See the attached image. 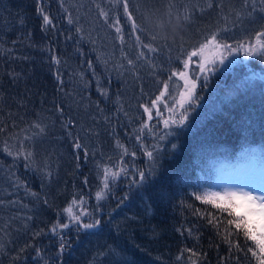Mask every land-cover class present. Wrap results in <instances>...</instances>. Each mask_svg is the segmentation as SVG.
<instances>
[{
    "label": "trees",
    "instance_id": "trees-1",
    "mask_svg": "<svg viewBox=\"0 0 264 264\" xmlns=\"http://www.w3.org/2000/svg\"><path fill=\"white\" fill-rule=\"evenodd\" d=\"M124 2L0 0V264H258L233 217L192 193L264 157V57L221 48L204 71L201 57L184 60L213 33L254 41L264 3L126 0L144 29L137 43ZM176 17L179 37L164 38ZM157 97L149 120L142 105ZM67 208L100 226L77 231ZM59 223L69 228L52 232Z\"/></svg>",
    "mask_w": 264,
    "mask_h": 264
},
{
    "label": "snow or ice",
    "instance_id": "snow-or-ice-1",
    "mask_svg": "<svg viewBox=\"0 0 264 264\" xmlns=\"http://www.w3.org/2000/svg\"><path fill=\"white\" fill-rule=\"evenodd\" d=\"M262 3H264V0H261ZM123 7L125 9V12L128 15V19L132 22V31L133 33H136V41L137 43H142L141 37L139 35V32L144 31L140 25L137 24L136 20L133 18L132 14L128 12V3H123ZM38 11L43 14V9L39 8ZM139 11V9H137ZM102 16H107V13L103 12L101 10L100 13ZM43 19L45 21V24H51V20L49 19L48 15H44ZM187 19V17H185ZM69 23H72V19L69 16ZM117 32H120V29H116ZM121 40H123V37H120ZM152 39H155V37H152ZM144 48H147L150 52L156 51L154 47H152L150 44H143ZM224 49L229 52V54H233L236 52H239L241 49H243L245 56L252 57V56H262L264 57V30L258 31L255 34L254 41L249 40L247 44L238 42L237 45L234 47L233 45L223 43L221 44L218 40L217 34L213 33L209 37L205 38V41L199 45L198 48L192 49L190 52L187 53V58L184 60V67L185 69H188L190 64L193 62L194 57H201L202 62L200 63V70H205V64L208 62V58L210 55L214 56L215 53L219 49ZM141 56L144 55L143 52L140 53ZM52 59L59 63V60L57 57L53 56ZM221 63H223V57L221 58ZM133 62L129 60V64H132ZM89 67H91V63H89ZM173 76L179 75V77L183 80H185V87L188 89L189 94H191V91L195 89L196 83L195 80H189L188 74L186 71H180V72H173ZM59 79V77H57ZM167 84L164 85L165 90H167ZM163 92H161V96H163ZM160 97H157L155 100H151L149 105H142L144 109V113L147 114L148 119L151 120L153 113L151 111V108L155 107L157 104V101ZM157 115H159V112H157ZM183 117L180 121V123H183ZM165 125H169V121H164ZM172 123H176L175 121H172ZM38 127V126H37ZM40 131H43V129H40ZM171 133H166V135H170ZM137 139H140L139 136H137ZM73 147L75 149H81L82 145L79 142L78 139H76L73 143ZM173 148L176 147V145H172ZM4 151L8 153V155H13V153L5 147ZM20 152L17 151L16 157H19ZM31 152H25L24 158L27 160L31 157ZM87 152L85 151L84 157L87 159ZM148 156H152L151 152L147 153ZM79 158V157H77ZM119 173L112 172L111 176L112 178H115ZM141 180L144 178V173H140ZM109 174L107 169H105L104 173V179H103V187L104 189H107L109 187L108 184ZM85 183H87V180H85ZM249 183H256V185L261 189L260 193L258 194L255 191L246 190L244 187L240 188H227L222 191H211V190H205L202 194L192 193V195L195 197L196 200L201 201L204 204H209L213 208H216L220 210L222 213H227L229 217H233V219L228 220L229 225H233L235 229L242 230L244 236L247 240L252 241L255 248L249 247L248 251L252 253L254 257L257 258L258 264H264V172L261 173V176L258 181H249ZM34 195V194H33ZM97 199H103V192H97L96 193ZM82 202V201H81ZM47 203V201H45ZM73 203H76L75 199L73 200ZM66 212L70 213L69 219L70 221L74 222L77 226V231H79L80 228L83 229H91L96 228L100 226L101 221L99 219L94 220L92 223H83L81 221L80 215H76L72 213L71 208L65 209ZM199 212V209L196 210ZM211 223V220L209 221ZM57 227L60 230L69 228V224L67 223H59L54 224L51 228L52 232L57 231ZM190 231V230H189ZM61 240H63V237H61ZM231 243V242H229ZM66 245L61 242L60 249L61 251L64 250ZM239 247V245H237ZM191 251V250H189Z\"/></svg>",
    "mask_w": 264,
    "mask_h": 264
},
{
    "label": "rangeland",
    "instance_id": "rangeland-1",
    "mask_svg": "<svg viewBox=\"0 0 264 264\" xmlns=\"http://www.w3.org/2000/svg\"><path fill=\"white\" fill-rule=\"evenodd\" d=\"M202 78L204 79L205 77L202 76ZM203 82H206V79ZM181 94L182 96H187L185 92H182ZM254 159V155H247L245 156L244 161L235 163V165L231 167L225 166V168H223L219 173V175L221 176L220 180L218 182H215L216 187L210 190L219 191L217 190V184H219L220 191L227 188L244 187L246 188V190L255 191L259 194L261 189L256 185V183H249V181H258L261 173L264 172V166L262 165L264 164V157L256 156V159Z\"/></svg>",
    "mask_w": 264,
    "mask_h": 264
},
{
    "label": "clouds",
    "instance_id": "clouds-1",
    "mask_svg": "<svg viewBox=\"0 0 264 264\" xmlns=\"http://www.w3.org/2000/svg\"><path fill=\"white\" fill-rule=\"evenodd\" d=\"M182 29H183V24L181 23L180 18L176 17L170 20V23L165 30L158 31V33L162 35L164 38L175 39L179 37Z\"/></svg>",
    "mask_w": 264,
    "mask_h": 264
}]
</instances>
